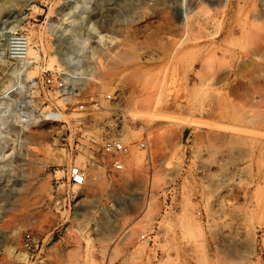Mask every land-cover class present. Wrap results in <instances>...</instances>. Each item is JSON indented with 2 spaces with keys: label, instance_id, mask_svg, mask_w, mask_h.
<instances>
[{
  "label": "rangeland",
  "instance_id": "374dc122",
  "mask_svg": "<svg viewBox=\"0 0 264 264\" xmlns=\"http://www.w3.org/2000/svg\"><path fill=\"white\" fill-rule=\"evenodd\" d=\"M23 2L0 11V125L10 129L0 134V264H30L28 228L54 243L55 264H264V0ZM13 31L38 53L20 81L5 51ZM73 35L98 38L75 53L74 77L84 91H120L131 146L119 177L77 154L87 179L74 187L59 146L66 126H21L31 104L42 114L61 104L27 81L66 66L58 50ZM70 112L62 119L77 128L83 114ZM84 126L97 149L101 131Z\"/></svg>",
  "mask_w": 264,
  "mask_h": 264
},
{
  "label": "built area",
  "instance_id": "2783aa9c",
  "mask_svg": "<svg viewBox=\"0 0 264 264\" xmlns=\"http://www.w3.org/2000/svg\"><path fill=\"white\" fill-rule=\"evenodd\" d=\"M90 42L97 43L98 40L93 37V40H89ZM29 45V36L26 32L13 31L7 34L5 51L8 58L13 62V69L19 81L22 80V74H26L27 69L34 61L28 55ZM89 52H96V50L91 49ZM75 67L77 66L74 64L72 66L64 65L61 68L42 70L40 76L27 81L29 86L33 85L35 87L39 85L47 93L56 95L61 100V104L51 100L52 102L49 104L51 107L46 111L49 115L44 118L50 123L58 122L62 126H66L60 138L59 146L67 159L64 180L72 187L85 185L87 179L84 165L75 162L77 154L86 153L84 155L88 161L90 160L92 166H95L98 170H103L106 176L119 177L120 173L125 171L126 157L131 148L125 138L124 126L126 122L115 108V105L119 102L120 91H103L101 88L93 91H84V87L88 85L85 83L86 81L75 78L70 73ZM81 68H83V65L78 63V70ZM102 101L109 102V107L101 106ZM100 107H103L107 113L100 120L95 121L94 112ZM1 110L2 108H0ZM69 110L71 111L70 113L79 112L83 114L76 117L79 125L77 128H70L67 121L57 116V112ZM4 111L8 113L9 109L5 108ZM85 123L96 125L101 131V144L97 149L93 148L91 143H89L94 138L91 130L92 126L86 128L84 126ZM7 124L5 122L4 126L0 125V134L1 132L10 133ZM84 141L86 143H83ZM137 146L146 149V141H139ZM4 154L7 156L9 152L5 151ZM97 177L96 174H93L91 179L97 180ZM58 197L55 202L58 207H62L63 210L70 207V201L72 200L70 197L67 195L59 199ZM53 245L54 243L44 242V237L32 228L25 230L21 238V246L27 252L30 264H55L54 261H51L49 252Z\"/></svg>",
  "mask_w": 264,
  "mask_h": 264
},
{
  "label": "bare ground",
  "instance_id": "6f19581e",
  "mask_svg": "<svg viewBox=\"0 0 264 264\" xmlns=\"http://www.w3.org/2000/svg\"><path fill=\"white\" fill-rule=\"evenodd\" d=\"M15 1H17V0H2L0 3V11L7 10L8 8H10L12 3ZM31 1L32 0H24L23 3H24V5H27ZM87 27L89 30H92L93 32L96 33V35H94V36H98L97 35L98 32L95 31L96 26L92 22L89 23ZM97 39L98 38H96V40ZM87 45H88V38L87 37H84L82 35H80V36L79 35H73L68 40V44H67L66 48L64 50L61 48H60V50H58V52L60 53V57L62 59V62L67 63L66 66H72L74 64L77 66L70 71V73L73 74V77H74V75H76V70H78V63H79V58L76 57L75 53L86 49ZM36 50H37V47L35 46V44L32 46L29 45L28 55L30 58H33V60H34V56L35 57L38 56V53H36V55L34 53V52H36ZM88 68H89V66H88ZM88 68H86V69H88ZM85 72H87V71H85ZM93 72H94V69L89 68L88 74L85 77H90L93 74ZM31 88H33V85ZM30 104H31V102H30V100H28V105L30 106ZM48 115H49L48 112H45L44 114H42L41 111H38L37 108L35 106H32V104H31L30 109L27 110V112L25 113V118L22 119L23 122H22L21 126L23 129H28L32 124L39 122L40 117L44 118L45 116H48ZM57 116H59L61 119L63 118L61 111L57 112ZM0 225H1V223H0Z\"/></svg>",
  "mask_w": 264,
  "mask_h": 264
}]
</instances>
